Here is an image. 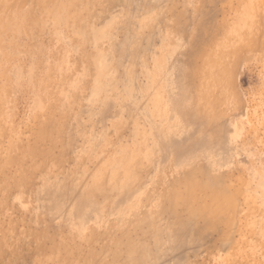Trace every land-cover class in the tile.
<instances>
[{
    "label": "rangeland",
    "instance_id": "obj_1",
    "mask_svg": "<svg viewBox=\"0 0 264 264\" xmlns=\"http://www.w3.org/2000/svg\"><path fill=\"white\" fill-rule=\"evenodd\" d=\"M0 264H264V0H0Z\"/></svg>",
    "mask_w": 264,
    "mask_h": 264
},
{
    "label": "bare ground",
    "instance_id": "obj_2",
    "mask_svg": "<svg viewBox=\"0 0 264 264\" xmlns=\"http://www.w3.org/2000/svg\"><path fill=\"white\" fill-rule=\"evenodd\" d=\"M204 54V53H203ZM199 56H201V55H199ZM209 64L207 63V66H208ZM198 71V70H197ZM212 76V78H218V74L217 75H211ZM217 81V80H216ZM215 81V82H216ZM216 84H218V83H216ZM219 85H220V83H219ZM214 86V85H213ZM222 92V91H221Z\"/></svg>",
    "mask_w": 264,
    "mask_h": 264
}]
</instances>
